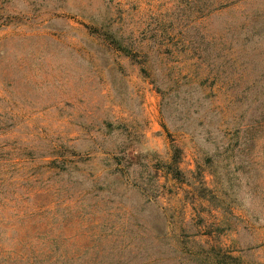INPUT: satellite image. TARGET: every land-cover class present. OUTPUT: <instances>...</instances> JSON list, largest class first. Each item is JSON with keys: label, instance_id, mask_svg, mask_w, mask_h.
<instances>
[{"label": "rangeland", "instance_id": "374dc122", "mask_svg": "<svg viewBox=\"0 0 264 264\" xmlns=\"http://www.w3.org/2000/svg\"><path fill=\"white\" fill-rule=\"evenodd\" d=\"M0 264H264V0H0Z\"/></svg>", "mask_w": 264, "mask_h": 264}]
</instances>
